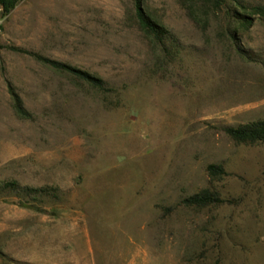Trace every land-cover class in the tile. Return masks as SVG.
Wrapping results in <instances>:
<instances>
[{"label":"rangeland","instance_id":"obj_1","mask_svg":"<svg viewBox=\"0 0 264 264\" xmlns=\"http://www.w3.org/2000/svg\"><path fill=\"white\" fill-rule=\"evenodd\" d=\"M222 1L142 0L171 61L131 0H20L0 17V183L52 195L0 198V264H264V143L223 132L264 120V19L250 10L264 0ZM202 190L221 202L181 203Z\"/></svg>","mask_w":264,"mask_h":264},{"label":"trees","instance_id":"obj_2","mask_svg":"<svg viewBox=\"0 0 264 264\" xmlns=\"http://www.w3.org/2000/svg\"><path fill=\"white\" fill-rule=\"evenodd\" d=\"M20 0H0V17L7 15L14 6ZM205 5L211 8L218 9L223 5L222 0H201ZM134 10L135 19L141 28V30L150 37L153 44L157 47L163 58L171 61L176 56V46L174 39L163 29L162 26L158 25L153 19H151L143 10L142 0H131ZM239 5V4H238ZM241 6V5H239ZM251 12L257 15L259 18L264 19V4L255 5L251 7ZM235 20L239 23L247 24L249 23V18L244 15L236 14ZM24 52V51H23ZM32 56L40 64L47 66L58 72L60 74H67L68 76L75 78L77 80L83 81L90 85L97 91H105L104 82L99 78L91 76L83 71L75 69L65 64L57 63L45 59L39 55L31 54L25 52ZM8 95L11 98V106L16 115L25 118L26 112L24 111L20 99L13 92L10 85L4 81ZM224 134L239 143H264V120H259L237 127H227L223 129ZM208 175H216L221 171L217 166L208 165L207 168ZM49 189L46 188H31L26 186H20L14 181H7L0 183V198H5L8 196L16 197L26 204V200H36L42 197H51L48 192ZM220 199L213 193L202 190L196 194L184 198L181 203L186 207H204L209 204L220 203ZM20 204V203H19Z\"/></svg>","mask_w":264,"mask_h":264},{"label":"crops","instance_id":"obj_3","mask_svg":"<svg viewBox=\"0 0 264 264\" xmlns=\"http://www.w3.org/2000/svg\"><path fill=\"white\" fill-rule=\"evenodd\" d=\"M7 17L9 18V15H8ZM11 18H12V16H10V19H11ZM1 21H2V20H0V26H1Z\"/></svg>","mask_w":264,"mask_h":264}]
</instances>
